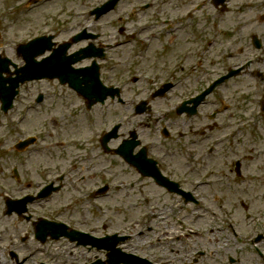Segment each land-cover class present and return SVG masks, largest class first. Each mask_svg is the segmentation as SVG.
Wrapping results in <instances>:
<instances>
[{
    "label": "flooded vegetation",
    "instance_id": "obj_1",
    "mask_svg": "<svg viewBox=\"0 0 264 264\" xmlns=\"http://www.w3.org/2000/svg\"><path fill=\"white\" fill-rule=\"evenodd\" d=\"M104 1L106 0L90 5L91 0H80L84 5L82 9L68 11L74 5H63L59 10L52 11L53 0H12L13 5H20L22 12L44 8L45 15H42L45 19L37 23L40 25L39 32L30 37H20V43L25 44L33 37L50 36L51 47L44 53H38L36 58L39 61L51 55L52 58L59 59L60 63L65 59H73L74 54L81 49H87V52L83 51L80 55L90 57H84L81 62L72 66L83 68L88 67L93 60L97 62L100 79L118 93L114 97L97 101L92 108L99 109L98 116L102 124L111 118L112 112L116 114L112 122L118 128L115 137L104 147L103 135L112 126L103 132H91V138L87 137L86 142L89 141L90 144L95 140L90 149L94 153L84 158V165L73 164L60 168L58 164L52 163L57 161L55 154L35 149L36 154H27L21 162L10 166L8 173H5V167L1 169L5 189L0 191V264H108V249L105 245L109 234L107 222L113 220L107 218L105 208L98 205H103L101 202L107 199L110 189L131 190L137 186L136 194L140 198L138 202L145 210L137 220L148 221L153 225L152 228L146 223L142 224L145 231L140 230L138 235H149L154 229L165 236L169 230L161 229V224L172 219L177 212L160 197L155 199V193L166 197L175 195L181 201L179 205H185L188 202L196 203L197 197L200 198L199 188L207 185L214 195L219 194L227 202L221 185L230 183V179H236L235 183L242 185L245 198L249 195L247 189L256 192L255 188H263L260 192L257 191L258 207L261 205L263 216L259 215L260 224L255 231L246 233V241H241L240 250H236L234 244L230 245V238L235 237L234 231L221 229L213 232L214 239L208 245L191 238H197L200 231L185 229L180 237L179 234L176 235V240L182 238L179 244L167 242L166 237L162 248L176 254L171 264H240L242 260L246 264H264V64H257L252 57L240 59L235 52L230 51L227 58H235L234 64L230 65L222 60L212 62L208 69L196 74V71L190 69L193 67L194 70H201L202 66L196 60L199 58L198 48L194 47L195 51H191L196 46L194 40H191L196 32L195 25H185L181 30L182 20L172 17L158 20L154 15L162 1L168 0H134L130 12L120 9V0L108 12L96 16L92 10ZM12 2L9 3L10 8L13 6ZM208 3L216 12L230 11V0H208ZM185 4L187 3L179 5ZM249 5L245 0L241 6L236 7L237 11L234 13L237 17H246V6ZM202 7L203 2L197 0L191 10L185 11V16H190ZM151 11L153 19H147V14ZM25 22V19L21 20V23ZM237 23L246 41V18L238 19ZM178 33L180 42L172 44ZM88 34L93 36H87ZM76 36L80 38L74 41ZM253 36L258 37L259 48L253 45ZM215 42L217 39L208 40L205 47L201 48L208 52ZM249 44L252 54L264 56L263 36L252 34ZM177 51L180 56L173 60ZM13 52L23 64L21 55L16 53L15 48ZM166 56L170 63L165 60ZM193 60L195 62L188 69ZM234 68H238L237 74L214 88L192 111L191 99L217 77ZM183 71L185 75L188 74V83L187 78L180 75ZM124 72L127 73L125 77L130 75V81L133 84L140 83L138 86L141 87L129 86L122 77L121 73ZM246 74L252 76L253 80L263 82V92L255 103L252 102L253 112L246 109V99L231 100L226 93L230 85L237 83V77ZM147 76L151 77L150 80L143 79ZM181 79L183 100L170 103L166 97L171 90L181 86ZM49 81L59 84L56 78L37 80L41 83ZM165 83H170V89L163 96H157ZM59 85L73 91L66 84ZM23 87L24 85L20 86L14 104H21ZM28 93L25 95L27 99ZM141 93L146 97L139 98ZM47 98L44 93L38 92L33 99L39 104ZM188 99L187 110L178 109ZM136 115L144 116L146 120L139 119ZM147 120L152 126L151 132L147 131L148 126L144 127V124H148ZM252 134L258 135L259 139L249 138ZM204 141H210L208 147H204ZM122 152L128 153L129 159ZM108 155L118 157L133 173L134 180L121 179L111 187V183L107 181V173L97 170L102 166L98 159ZM221 157L228 159V163L225 160L219 162ZM254 182L257 184L254 185ZM215 187L218 193H215ZM102 188L105 190L102 191ZM61 194L63 202L75 209L81 203L95 205L97 215L92 214L90 218H86L84 214H79L77 218L67 211L61 212L58 204ZM68 194L76 196L67 199L65 195ZM214 199L217 200V197ZM252 222L254 223V219ZM115 232L127 236L118 245L122 251L146 258L152 264H168L151 253V247H128L126 244L132 233ZM223 234L230 244L218 243ZM258 236L259 240H256ZM188 239H192L190 243Z\"/></svg>",
    "mask_w": 264,
    "mask_h": 264
},
{
    "label": "rangeland",
    "instance_id": "obj_2",
    "mask_svg": "<svg viewBox=\"0 0 264 264\" xmlns=\"http://www.w3.org/2000/svg\"><path fill=\"white\" fill-rule=\"evenodd\" d=\"M100 1L101 0H91L90 5ZM196 1L197 0L162 1V4L158 6L159 9L154 13L158 20H162L167 17L182 20L181 30L184 29L185 25H191L192 27L195 25L196 32L192 35L194 39L191 40H194L196 46H193L191 51H195L194 47L198 48L199 58L196 60L200 61L202 69L201 66H199V69L201 70H194L192 67L190 71H196V74H200L201 71L208 69L210 63L219 62L220 60H225L227 64H234L235 58H227L230 51L235 52L237 57L240 59H248L252 57L257 64H264V56L252 54L253 52L249 44V37H251L252 34L256 33L257 35L264 37V21L260 22L258 18L261 14H264V0H246V2L250 3L249 6H246V17L243 15H239V17H237L238 15L234 13V11H237L236 7L241 6L245 0H230L229 12H216L214 7L209 5L208 0H201L203 2V7L200 10L198 9L197 11H194L190 16H185V11L187 9L191 10ZM11 2L12 0H0V10H5L7 12V14L0 21V29L2 28V31H5L4 34L9 37V40L2 42H6L7 44L2 46L5 48L6 55L19 65L21 64L20 60L15 57L13 52L14 46L16 43L21 41L20 37L22 35L30 37L39 32L38 30L40 25H37V23L44 21L45 18L42 13L45 15V12L43 10L44 8L40 9V7H38L34 8L30 12L24 13L20 10V5H13V2V6L10 8L9 3ZM133 3L134 0H122L120 2V9L130 12ZM184 3L187 4L183 6L179 5ZM51 5H53L52 11L57 9L59 10V7L63 5H74L71 8L69 7L70 9L68 11H75L84 8V5L80 3V0H74V2L71 0H53ZM151 14L152 11L147 14V19H153ZM245 18L246 41L240 33L242 31L237 27L239 25V23H237L238 19L244 20ZM22 19H25L26 22L21 23ZM75 22L77 21L75 20ZM106 30L108 31V28ZM107 31L106 33H108ZM112 33L115 34V30L112 29ZM179 34L180 33L176 34V39L173 40L172 44L180 42L181 38ZM188 38L190 40V35H188ZM211 39H217V42L211 46L210 51L205 52L201 47L204 48L205 42ZM197 45H199V47ZM191 47L192 46L190 45V48ZM178 51L175 53V58L173 60L178 59L180 56ZM238 51L241 52L237 53ZM165 60L168 61V56L165 57ZM194 62V60L193 62H190L188 69ZM168 63L170 62L168 61ZM184 72L185 71L181 72L180 75L186 77V82L188 83V74L185 75ZM121 74H123L122 77L128 82L129 86L135 85L137 87H141L138 86V84L141 85L140 83L133 84L130 81V75L125 77L127 75L126 72ZM178 76L179 75H176V77ZM237 78H239L236 79L238 80L237 83L230 85L229 88L226 89V93L231 100L243 101L246 99V109L253 112V103H255L263 92V89L261 88L263 82L260 80H253L252 76L249 74L240 75ZM26 92H29V99L25 97ZM38 92H42L45 97H48L45 100V105L43 106L36 105L34 103L33 98H35ZM144 96L145 94L141 93L139 98H143ZM20 101L21 104L15 105V108H13L7 116H4L0 111V182H5L3 173L1 172L3 167H5V173H8V168L13 166L16 162H21L22 158L27 157V154H36L37 152L35 149L39 151L42 150L40 151L42 153L51 152L55 154L57 156L55 158L57 161H53L52 163L54 165L58 164L60 168L66 165L75 164L79 166L86 164L83 163V160L88 157V155H93L94 152L90 149L91 145L95 143V140L89 144V141L85 143L79 141L78 139H87V137L91 138V132L96 134L103 129H107V127L109 128L113 124V118L116 116V114L112 112L110 114L111 118L109 117L108 120L102 124L98 116L99 109L94 107L91 111L86 110L84 101L79 95L64 86H60L55 81H49L46 83L33 81L25 83L22 88V99ZM176 101L178 100H171L169 102L174 103ZM136 117L146 120L144 116L141 117L140 115H136ZM147 121L148 124H144V127L148 126V129H146L148 132H151L152 126L149 125V120ZM144 127L142 129H144ZM31 135H39L35 141V145L32 144L27 146L28 150L26 151H18L15 149L14 145L19 140ZM93 137L95 138V135H93ZM248 137H255L256 139H259L256 134H252V136ZM209 144L210 141H204V147H208ZM244 148L246 149V146ZM105 157L98 159V162L102 164V166H100L97 170L99 172L100 170H104V172L107 173V181L111 183V187H113V184H118L121 179L126 181L134 180L135 176L133 173L124 165L123 162H121L118 157L111 155ZM222 160H225L228 163V159H224V157L219 158L218 161L221 162ZM230 180V183H223L221 185V190L224 191L222 194L226 197V201L228 202L227 206L229 207V215L230 217H233L230 220L237 219L236 222H233L232 224L237 226V228L242 231L240 235L244 232L251 234L260 224L259 215L263 216V214H261V212H263L261 210V205L258 207L257 198V191L260 192L263 188H255L257 190L256 192L247 189L249 195L245 198L241 190L242 185H240L239 182L235 183L236 179L235 181L232 179ZM256 184L257 183L254 182V185ZM215 189V193H218V189L216 187ZM136 190L137 186H134L131 190H116V188L113 187L110 189L107 199L104 202H101L103 204L102 206L105 208L107 218H113V222H107L108 231L111 228L123 227V224L134 221L141 215L142 212L145 211L143 206L138 202L140 198L136 194ZM212 191L213 190L211 188H199L198 193L199 195H202L203 198L200 199V204H198V206L202 207L204 210L207 209L208 212L214 211L216 213V201L212 197ZM131 194L134 196L132 197ZM70 196L76 195H65L67 199ZM153 197L155 199L160 197L169 207H171V205H179L181 202L175 195L166 197L162 194L158 195L155 193ZM244 200H246L247 209L250 207L249 210H245L240 205V202ZM153 202L154 201H152V203ZM58 204L61 212L67 211L68 213H72L77 218L79 214L81 216L84 214L86 218H90L92 214L97 215L94 207L88 206L84 203L79 204L77 209L69 206L67 203L63 202L62 194L60 195ZM203 204H207L208 206ZM175 212H177V216L168 220V225L166 222L161 224V229L169 230L165 233V236L155 232L149 233V235H147V237L137 245L141 247L147 246V248L151 247L149 251L158 258H161V260L168 262V264L173 262L176 254L163 249L162 242L170 235L171 236L167 241L169 243L179 244L180 240H182V238H178V240H176V235L179 234L178 237H180V234L185 232V229L182 228L178 219L181 218L183 220H187V222L191 225L197 226L198 230L200 232L202 231V233L199 232L197 238H191L196 239L198 242H204L206 245H208L212 240L213 232L216 233L218 229L223 231L230 229L225 218L223 219L224 222H222L221 219L214 220L207 213L202 212L200 209L195 208L190 204L180 205L179 208H175ZM201 214L206 217H203ZM196 215H200L202 218ZM253 219H255L254 223L252 222ZM193 220H196V222L193 223ZM225 234H227V232ZM224 236L226 235L223 234V238L218 241L219 244L231 243L230 245H235L233 246L236 250H240V246H242V244L239 240L241 237L238 239L230 238L229 243L228 239L224 238ZM214 237L217 236L215 235ZM206 238H209V240ZM157 239H160V241L157 242ZM192 239H188V243H190ZM131 242L135 244V242H137V238H134ZM238 257L240 258L241 255ZM237 264H239V262H237ZM240 264L246 263L242 260Z\"/></svg>",
    "mask_w": 264,
    "mask_h": 264
},
{
    "label": "water",
    "instance_id": "obj_3",
    "mask_svg": "<svg viewBox=\"0 0 264 264\" xmlns=\"http://www.w3.org/2000/svg\"><path fill=\"white\" fill-rule=\"evenodd\" d=\"M2 70L0 69V74H1ZM65 76H75L74 80L71 82L72 86H74V88H76L82 95H85L86 97H90L92 94V87H95L96 82V74L93 73L91 74V78H89V76H85L86 78H89L90 80H92V82L90 84H86L85 87H82L80 85V83H86V81H80L78 80V74L76 75H72V74H68L65 73ZM40 77L38 75H35V72L32 73H22L21 78H16V80L11 83L13 86H15L17 84L18 79H20L21 81L25 80V79H33V78H37ZM72 79V78H71ZM13 93L9 96L6 95V88L4 85V80L1 78L0 75V99L3 101V103L5 102V105H8V103H10L11 99H12ZM5 109V106H4Z\"/></svg>",
    "mask_w": 264,
    "mask_h": 264
}]
</instances>
